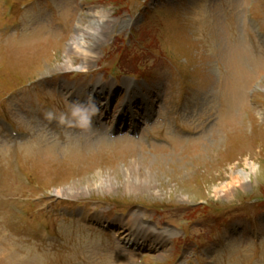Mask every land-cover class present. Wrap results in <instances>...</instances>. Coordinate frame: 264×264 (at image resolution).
Here are the masks:
<instances>
[{
    "label": "rangeland",
    "instance_id": "374dc122",
    "mask_svg": "<svg viewBox=\"0 0 264 264\" xmlns=\"http://www.w3.org/2000/svg\"><path fill=\"white\" fill-rule=\"evenodd\" d=\"M261 26L264 0H0V264H264Z\"/></svg>",
    "mask_w": 264,
    "mask_h": 264
},
{
    "label": "bare ground",
    "instance_id": "6f19581e",
    "mask_svg": "<svg viewBox=\"0 0 264 264\" xmlns=\"http://www.w3.org/2000/svg\"><path fill=\"white\" fill-rule=\"evenodd\" d=\"M72 18V16H71ZM102 20L100 22H98V24H101ZM94 23V22H93ZM96 24V23H95ZM99 28V27H98ZM77 29H78V26H77ZM84 29L80 28L79 27V31L78 32V35L77 37L73 40L72 42V45H71V50L78 54V55H81L83 57V63L81 66H83L84 68H86V61H87V57L89 55V48L87 47V42L85 41V37L83 36L84 33L83 32ZM82 31V32H81ZM3 33V32H2ZM68 63V66H70L71 64V60H68L67 61ZM100 83V82H99ZM95 84L96 86L99 84ZM130 83V82H129ZM113 84H110L109 85V88L112 87ZM95 86V87H96ZM84 89L86 88H83L82 90H77L75 91L77 96H78V99H80L81 101H84V99L86 98V92H81L83 91ZM67 90V89H66ZM95 90V88H94ZM96 91V90H95ZM81 92L79 95L78 93ZM75 96V95H74ZM137 102V104H139V100H135V103ZM132 112L128 110V107L124 109L122 115L124 117V114L127 115V116H135V113L136 111H134L133 108H131ZM136 126V124H135ZM167 146H171L170 148H172V144H169ZM252 167V172L255 171L257 168L256 166H251ZM233 179H237V180H243V181H247L249 179V173H246L245 171H239V173H237L236 175H232ZM238 182V181H237ZM60 191H58V194ZM130 229V231H128V233L124 234L123 236V239L124 240H127V243H131L132 245L134 243H137V245H140V243L142 242V245H144L146 243V241L150 240V236H151V233L146 230L145 228H141L139 225H136L134 227H128ZM145 229V230H144ZM161 241H158V243H160ZM156 246V242L155 241H151V244H150V247H154Z\"/></svg>",
    "mask_w": 264,
    "mask_h": 264
},
{
    "label": "clouds",
    "instance_id": "9594fccd",
    "mask_svg": "<svg viewBox=\"0 0 264 264\" xmlns=\"http://www.w3.org/2000/svg\"><path fill=\"white\" fill-rule=\"evenodd\" d=\"M74 114H75V113H74ZM48 118H49V119H52V118H53V117H52V113H48ZM60 120H61V122H63L64 117L61 116V117H60Z\"/></svg>",
    "mask_w": 264,
    "mask_h": 264
}]
</instances>
